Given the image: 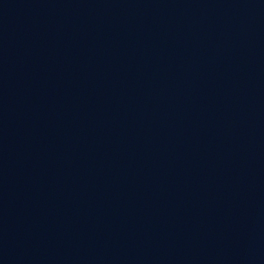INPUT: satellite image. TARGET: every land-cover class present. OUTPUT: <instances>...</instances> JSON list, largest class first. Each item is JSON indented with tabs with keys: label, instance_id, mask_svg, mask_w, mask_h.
Listing matches in <instances>:
<instances>
[{
	"label": "water",
	"instance_id": "1",
	"mask_svg": "<svg viewBox=\"0 0 264 264\" xmlns=\"http://www.w3.org/2000/svg\"><path fill=\"white\" fill-rule=\"evenodd\" d=\"M0 264H264V0H0Z\"/></svg>",
	"mask_w": 264,
	"mask_h": 264
}]
</instances>
